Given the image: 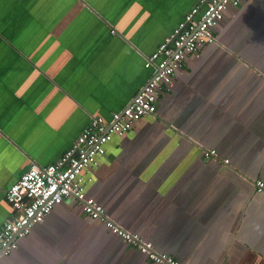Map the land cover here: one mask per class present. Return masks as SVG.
Returning a JSON list of instances; mask_svg holds the SVG:
<instances>
[{
    "label": "crops",
    "instance_id": "crops-1",
    "mask_svg": "<svg viewBox=\"0 0 264 264\" xmlns=\"http://www.w3.org/2000/svg\"><path fill=\"white\" fill-rule=\"evenodd\" d=\"M198 1L0 0V229L11 186L56 163L93 116L123 110ZM214 34L156 114L89 167L86 192L181 264H264V0L230 6ZM17 245L3 264H154L73 200Z\"/></svg>",
    "mask_w": 264,
    "mask_h": 264
},
{
    "label": "built area",
    "instance_id": "built-area-1",
    "mask_svg": "<svg viewBox=\"0 0 264 264\" xmlns=\"http://www.w3.org/2000/svg\"><path fill=\"white\" fill-rule=\"evenodd\" d=\"M239 5L240 0H199L157 51L147 58L145 67L152 69L153 74L123 110L114 113L110 121L93 116L73 146L56 163L47 167L31 166L22 174L6 195L14 214L0 229V264L17 249L18 240L26 238L36 224L42 223L66 200L80 204L89 218L103 222L113 234L150 262L181 264L174 257L156 250L152 242L141 239L112 220L103 206L87 195L85 172L98 165L114 137L126 135L137 122L156 114L159 99L173 86L176 71L187 56L214 43V29L223 20L224 12L230 6ZM204 155L207 160H218L216 150H207ZM223 163L229 165L230 161L225 159ZM254 185L264 196V182L257 180Z\"/></svg>",
    "mask_w": 264,
    "mask_h": 264
}]
</instances>
